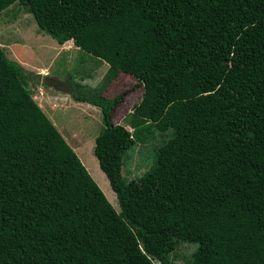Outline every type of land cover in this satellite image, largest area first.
<instances>
[{"label":"trees","instance_id":"trees-1","mask_svg":"<svg viewBox=\"0 0 264 264\" xmlns=\"http://www.w3.org/2000/svg\"><path fill=\"white\" fill-rule=\"evenodd\" d=\"M15 3L107 64L69 93L101 110L119 210L35 101L40 74L0 46V264H170L183 242L197 245L184 264H264V0H0V13ZM119 73L143 86L131 131L111 120L122 96L104 94ZM157 137L148 169L125 176L127 152Z\"/></svg>","mask_w":264,"mask_h":264},{"label":"rangeland","instance_id":"rangeland-1","mask_svg":"<svg viewBox=\"0 0 264 264\" xmlns=\"http://www.w3.org/2000/svg\"><path fill=\"white\" fill-rule=\"evenodd\" d=\"M0 46L9 58L21 63L25 70L35 73L41 71L38 73L37 85L31 88L35 101L118 211L116 194L106 173L111 163L114 142L103 133L101 110L92 104L74 100L69 93V83L72 81L91 87L99 85L107 70L105 63L78 50L71 40L58 44L38 27L34 15L18 3L0 13ZM47 71L48 75H44ZM43 76L53 77L59 83L55 84L49 79L44 81ZM142 92L141 83L126 73H119L109 81L104 94L109 97L117 94L122 96L111 113L114 124H123L127 130H132L126 123V117L141 99ZM157 140L158 137L146 145L136 143L127 152L123 167L125 176L135 178L148 169L154 159L153 146ZM98 153L102 154L101 159ZM196 247L192 243L179 244L174 250V257L168 258L169 263L184 264ZM151 259L154 264H161L157 258Z\"/></svg>","mask_w":264,"mask_h":264},{"label":"water","instance_id":"water-1","mask_svg":"<svg viewBox=\"0 0 264 264\" xmlns=\"http://www.w3.org/2000/svg\"><path fill=\"white\" fill-rule=\"evenodd\" d=\"M43 79H44V81H47L48 79H49V81L50 80H53L54 81V78L53 77H48V76H43Z\"/></svg>","mask_w":264,"mask_h":264},{"label":"crops","instance_id":"crops-1","mask_svg":"<svg viewBox=\"0 0 264 264\" xmlns=\"http://www.w3.org/2000/svg\"><path fill=\"white\" fill-rule=\"evenodd\" d=\"M107 66V64L105 63V67ZM46 69V68H45ZM41 70H43V69H41ZM35 72V71H34ZM41 71H38V73H40ZM44 75H48V71H47V73H44ZM43 108V107H42ZM73 149V148H72Z\"/></svg>","mask_w":264,"mask_h":264},{"label":"flooded vegetation","instance_id":"flooded-vegetation-1","mask_svg":"<svg viewBox=\"0 0 264 264\" xmlns=\"http://www.w3.org/2000/svg\"><path fill=\"white\" fill-rule=\"evenodd\" d=\"M52 81H53V80H52ZM54 83H56V84H57V83H59V82H57V81L55 82V81H54ZM64 84H65V83H64Z\"/></svg>","mask_w":264,"mask_h":264}]
</instances>
